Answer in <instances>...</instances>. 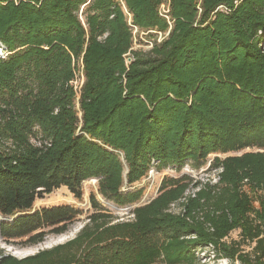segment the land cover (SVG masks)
<instances>
[{
	"label": "trees",
	"instance_id": "1",
	"mask_svg": "<svg viewBox=\"0 0 264 264\" xmlns=\"http://www.w3.org/2000/svg\"><path fill=\"white\" fill-rule=\"evenodd\" d=\"M151 169L179 176L132 209ZM92 179L73 238L0 264H264V0H0V238L66 234L81 210L34 204Z\"/></svg>",
	"mask_w": 264,
	"mask_h": 264
},
{
	"label": "rangeland",
	"instance_id": "2",
	"mask_svg": "<svg viewBox=\"0 0 264 264\" xmlns=\"http://www.w3.org/2000/svg\"><path fill=\"white\" fill-rule=\"evenodd\" d=\"M134 35V44L133 51L140 52L142 54L147 53L151 49V42L155 40H159L161 34L155 32H141L138 30L133 31ZM35 143V141H32ZM207 168L201 169L198 173L194 172L190 169V167L184 168V174L191 175L195 179H206L211 178L215 181V175H207L204 171ZM177 174L172 169H167L161 173H158L154 169H151L148 176L145 177L140 182L134 184L132 187H126L122 191L127 192L130 190H142L144 192L143 199L145 202H148L150 199L154 198L157 195V191L162 180L165 177H178ZM97 179L88 180L83 183L82 191L83 197L81 200L74 198L65 188H60L53 191L50 194L44 195L43 198L38 199L34 204V209L40 208H48L53 206H61V205H69L74 208H77L82 211V215L79 216L69 227V231L66 234L60 236H49L45 241L51 242L50 246H55L61 243L66 242L67 240L73 238L77 232L81 229L84 224L86 217L90 211V195H97ZM97 199L102 203L103 206L107 207L112 213L121 217V219L129 218L127 217L129 213V208H123L120 210H116L112 207V205H108L101 197H97ZM142 199V200H143ZM231 238L236 239L237 233L232 234ZM26 239L22 241H15V244H7L3 239L0 238V250L4 251L6 254H10L16 258H24L29 255H33L38 251L45 249L44 245H22ZM199 259L201 264H229L227 260H216L213 258L212 253L207 250L201 251L199 253Z\"/></svg>",
	"mask_w": 264,
	"mask_h": 264
},
{
	"label": "water",
	"instance_id": "3",
	"mask_svg": "<svg viewBox=\"0 0 264 264\" xmlns=\"http://www.w3.org/2000/svg\"><path fill=\"white\" fill-rule=\"evenodd\" d=\"M227 156H230V155H226L225 157H227ZM127 170V169H126ZM145 204H147V202H145L144 201V199L143 200H141L139 203H137L136 205H134L133 207H132V209H135V208H138V207H141V206H143V205H145ZM108 205H111V204H108ZM112 207L114 208V209H116L113 205H112ZM116 210H118V209H116ZM2 220H4L1 216H0V221H2ZM50 243H52V241L51 242H44L43 244H40L41 246L42 245H44V247H45V249H49V248H51L52 246H50ZM43 250V249H42Z\"/></svg>",
	"mask_w": 264,
	"mask_h": 264
},
{
	"label": "built area",
	"instance_id": "4",
	"mask_svg": "<svg viewBox=\"0 0 264 264\" xmlns=\"http://www.w3.org/2000/svg\"><path fill=\"white\" fill-rule=\"evenodd\" d=\"M167 9H168V5L167 4H164V5H161L160 7V14H165L167 12Z\"/></svg>",
	"mask_w": 264,
	"mask_h": 264
}]
</instances>
